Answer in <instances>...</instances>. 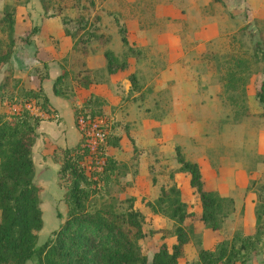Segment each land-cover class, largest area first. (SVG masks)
I'll list each match as a JSON object with an SVG mask.
<instances>
[{
  "label": "rangeland",
  "instance_id": "1",
  "mask_svg": "<svg viewBox=\"0 0 264 264\" xmlns=\"http://www.w3.org/2000/svg\"><path fill=\"white\" fill-rule=\"evenodd\" d=\"M192 1L44 0L46 9L36 25L44 33V19L55 16V25L67 30L72 45L61 58L59 88L71 101L94 97L102 111L95 115L101 128L114 133L99 148L120 163L118 177L102 196L90 193L87 206L111 202L122 210L130 202L143 216L144 235L138 242L150 258L160 241L169 245L174 235L172 220L148 212L144 201H153L160 185L175 184L192 213L183 222L188 240L180 264H195L206 226L198 221L200 203L188 174L176 170L175 145L184 158L198 163L205 188L233 202L214 229L220 237L206 238L208 247L236 230L253 231L254 205L260 207L264 198V101L256 96L264 78V0ZM28 2L38 7L42 3L0 0V10L4 3L15 8L14 31L23 37L34 33L25 17L18 21L20 5ZM104 49L125 58L127 66L107 71ZM7 65L0 67V80ZM6 85L16 92L21 84L9 78ZM11 105L0 102V110L12 111ZM58 127L65 142L72 143L78 130L67 122ZM47 149H36L42 154L39 161L33 154L36 167ZM38 176L34 169L33 180L39 185ZM44 178L48 203L42 204L36 244L65 213L56 171L45 169ZM156 228L163 229L161 235ZM257 247L263 251L264 238ZM26 264H36L35 258Z\"/></svg>",
  "mask_w": 264,
  "mask_h": 264
},
{
  "label": "trees",
  "instance_id": "2",
  "mask_svg": "<svg viewBox=\"0 0 264 264\" xmlns=\"http://www.w3.org/2000/svg\"><path fill=\"white\" fill-rule=\"evenodd\" d=\"M43 2L40 0L44 14L46 4ZM14 16L15 8L4 3L0 10V33L3 34L0 38V67L4 63L8 65L0 80V102L17 104L18 107L12 111L0 110V264H26V260L31 258H35L36 264H178L183 245L188 240L183 222L192 213L186 209V202L181 199L175 184L167 187L160 185L155 199L144 201L148 212L160 213L172 220L174 235L169 245L160 241L150 258L141 251L138 242L144 235L141 227L143 216L130 202L122 210H116L111 202L87 206L89 194L96 192L101 195L102 190L109 189L119 174L120 163L99 148L103 139L107 141L114 136L113 131L107 134L104 129V136L95 150L103 160L99 168L94 166L86 170L81 164L87 153L81 135L70 146L55 145L52 148L50 157L57 163L56 179L63 187L65 213L49 235L36 244L37 232L42 226V211L39 205L40 185L33 180L31 146L38 122L43 118L40 113L46 114L49 119L60 120V117L53 115L54 109L47 106L46 96L40 87L20 85L16 92L7 88L9 78L19 82L8 62L14 43ZM63 31L68 33L65 28ZM21 38L28 40V35ZM120 39L124 43L127 41L124 35ZM262 53L264 57V51ZM102 54L107 71L127 66V60L119 59L110 49H104ZM261 71L264 74V62ZM61 74L53 78L52 90L63 95L59 88ZM256 96L264 101V78ZM31 107H36V111ZM71 107L75 125L78 115L90 121L97 118L96 114L102 113L94 97L90 96L83 98L79 104L72 101ZM174 154L178 163L176 170L188 174V183L197 192L200 225L218 228L220 218L232 210V199L205 188L198 163L184 158L178 145L174 146ZM253 212V231L245 233L236 230L230 238L216 240L211 247L199 246L194 263L247 264L249 257L260 250L257 245L264 238V221L261 219L264 198L260 207L254 205ZM162 230L156 228L153 231L161 235Z\"/></svg>",
  "mask_w": 264,
  "mask_h": 264
},
{
  "label": "crops",
  "instance_id": "3",
  "mask_svg": "<svg viewBox=\"0 0 264 264\" xmlns=\"http://www.w3.org/2000/svg\"><path fill=\"white\" fill-rule=\"evenodd\" d=\"M192 2L196 4L195 0H193ZM30 3L31 2L20 5V8L18 9V21L23 22L22 18L25 17V22L27 23L29 29L31 27H34V33L33 35H29L28 40H21V37H23L24 35H21L19 32L18 34H16L14 31V23L17 19V14L15 12L13 23L14 43L12 45V50L8 62L12 67L13 76L19 79L20 84L24 87L29 88L40 87L42 89V92L46 96L47 106L54 109V116L60 117V120H56L54 118L49 119L47 118L46 114L40 113L43 118H41L38 122V125L36 127V141H34L31 146V157L33 164H35L33 154H36L37 161L40 160V157L42 155L40 152L36 153V149L38 148L40 151L41 149H43V146H46L48 148L45 153L46 155L43 157L42 161L38 163V167H36V164L34 165V169L39 175V205L41 211L43 212L44 206H42V204L48 203V195L46 192L48 188V180L44 178L45 169H49L50 167H52V169L55 171L57 169V163L52 161L49 156L51 149L55 145L70 146V144H74L78 140L80 133L74 123L71 107L72 101L63 95L54 93L52 90V80L61 72V58L70 50L72 39L68 34L64 33L62 24L60 25V27L55 25L57 24V18L55 16H48L44 19L43 28L45 32L41 33L36 25H39V16L42 15V8L40 7V5L38 7L33 3H31L33 7L30 8ZM46 33L50 34V36H47ZM53 40L55 41V45L52 44ZM73 103L79 104L80 102L78 100H75L73 101ZM63 122L71 124L75 129L78 130H76L77 135L74 141L70 144H67L65 142V140L63 139V133L61 129L59 130L58 127V125ZM59 189L62 196L63 189L62 187H60ZM152 214L156 215L157 213ZM213 234H215L216 236H213ZM209 235H211V239H215L216 237H220V232L209 227H204L202 231L203 247L210 246V241L206 243V238H209ZM262 250L264 251V248ZM263 251H258L252 254L249 257L247 264H264ZM194 257H192L193 260L195 259ZM179 261L178 264H180ZM235 264L240 263L237 262Z\"/></svg>",
  "mask_w": 264,
  "mask_h": 264
},
{
  "label": "built area",
  "instance_id": "4",
  "mask_svg": "<svg viewBox=\"0 0 264 264\" xmlns=\"http://www.w3.org/2000/svg\"><path fill=\"white\" fill-rule=\"evenodd\" d=\"M9 108L14 110L17 106L11 105ZM99 122L98 118L86 121L82 115H78L76 118V126L83 138L82 144L87 149V153L81 161V164L86 170H89L94 166L99 168L103 162L102 158L98 157L95 153L98 142L101 141L104 136V130L101 128Z\"/></svg>",
  "mask_w": 264,
  "mask_h": 264
}]
</instances>
